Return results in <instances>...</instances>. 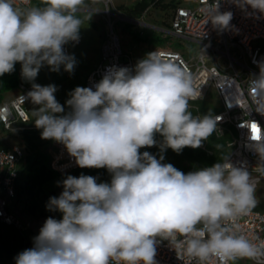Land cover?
Here are the masks:
<instances>
[{
  "label": "clouds",
  "instance_id": "obj_1",
  "mask_svg": "<svg viewBox=\"0 0 264 264\" xmlns=\"http://www.w3.org/2000/svg\"><path fill=\"white\" fill-rule=\"evenodd\" d=\"M242 2L264 12V0ZM86 3L0 0V76L14 71L17 62L29 81L43 65L52 71L63 65L71 73L75 58L63 46L79 40L84 22L79 13ZM212 5L213 24L227 28L232 13L220 14L218 3ZM259 67L249 90L256 111L264 114V63ZM94 87H76L64 115H56L65 109L55 98V85L33 84L21 97L40 106L31 117L43 139L62 143L80 168H106L111 181L68 175L62 193L46 205L62 219L47 218L16 264H156L157 237L189 257V264H264V241L236 230V221L258 204L245 165L234 166L226 155L185 174L163 163V155L139 151L157 146V133L162 153L168 148L180 153L201 147L216 131L220 117L193 116L189 109V101L200 96L192 73L156 50L139 60L134 72L112 66ZM250 139L261 162L255 170L264 175V132Z\"/></svg>",
  "mask_w": 264,
  "mask_h": 264
},
{
  "label": "built area",
  "instance_id": "obj_2",
  "mask_svg": "<svg viewBox=\"0 0 264 264\" xmlns=\"http://www.w3.org/2000/svg\"><path fill=\"white\" fill-rule=\"evenodd\" d=\"M36 1L40 0H29V3L35 6ZM115 1L96 0L93 3L89 0L85 9L95 11V6L101 4L103 9L100 11L108 19L121 17ZM169 3L172 8L169 9L167 32L198 43L199 49L192 55L169 48H160L157 51L173 58L190 71L196 85L200 87V96L189 101V108L194 102L206 97L210 90L215 92L218 108L212 115L220 119L213 135L216 138L228 135L225 146L228 148L229 161L234 166L245 165L257 187L264 180V175L255 170L261 162L252 148L255 142L250 136L264 132V114L256 111L252 103L254 93L249 90V82L259 76V65L264 63V12L253 9L242 0H170ZM214 3L219 5L218 13H232L227 28L213 24L210 7ZM80 41L79 35L78 41L71 42L78 44ZM63 48L68 55L66 44ZM138 61H133L123 52L118 35L111 29L105 34L99 62L87 75L85 87L95 90V84L112 66L128 67L134 72ZM33 84L42 86L37 80H20L15 88L17 94L12 99L0 102V131L17 132L37 128L31 125V113L37 110L33 107L39 105L33 104L30 99L21 98L27 96ZM253 125L256 132L253 131ZM198 149L211 153L208 139L204 140ZM24 156L25 150L20 145L0 147V223L13 227L21 234L25 233L26 226L12 209L17 198L15 184ZM49 167L60 175L79 168L75 158L57 141H54L49 153ZM236 225V230L250 239L264 241V211L252 210L249 215L236 221ZM156 240V264H189L190 258L176 251L168 240L161 237ZM191 264L196 262L191 261ZM234 264L256 262L239 260Z\"/></svg>",
  "mask_w": 264,
  "mask_h": 264
},
{
  "label": "rangeland",
  "instance_id": "obj_3",
  "mask_svg": "<svg viewBox=\"0 0 264 264\" xmlns=\"http://www.w3.org/2000/svg\"><path fill=\"white\" fill-rule=\"evenodd\" d=\"M137 1L142 0H116L114 4L119 8L121 17H111L110 19L100 11L103 9L101 4L95 6L97 8L95 11L85 9V6L79 13L84 19L79 33L83 35L82 37L84 39L89 36L87 30V25L89 24L87 22L91 24V28L97 35H99V37H101V40H104L105 34L112 29L118 35L123 52L135 61L145 58L148 53L154 52L161 47L177 49L186 55H192L197 52L199 49L198 43L170 36V33L167 32L166 29L168 28L169 22V0H144L148 2L147 8L139 15L130 14L129 8ZM89 12H91V15L90 18L87 19ZM137 36H158L163 37L166 40L161 41V43L147 44L136 39ZM84 43L87 44V41L85 40ZM66 46L70 47L71 51L75 50V46L71 44L70 41ZM90 54L93 56L92 52ZM71 56L75 58V66L71 73L65 71L63 65L60 66L59 71H52L50 66L43 65L40 68L37 77L34 79L42 86H56L57 91L54 93L55 98L65 109L64 113L56 115H64L71 111V108L66 104V101L70 99V93L76 87H85V79L81 74L89 69L91 61L93 60L92 56H86L84 58L78 57L77 55ZM53 78L54 82L52 83L51 81ZM39 107L33 108L38 109ZM217 108L218 99L216 98L215 92L210 90L206 97L194 102L189 109L193 116L202 117L208 114L212 115ZM31 125L35 126L34 118L31 119ZM38 130L42 132V129ZM21 134V131H0V147L11 145H20L23 147L24 145L21 140ZM54 141L55 140L43 139L40 137L38 140V150L49 156ZM156 141L157 146L147 147L144 150L155 155L157 158H159L160 155H163V163H170L185 174L201 169L194 163L184 159L179 153L174 152L171 148L166 149L162 153L158 146L162 141L158 138ZM68 175L73 176L72 171L61 175L54 183V197H58L62 193L63 186L61 182ZM255 195L258 199V204L253 210L264 211V180H262L256 187ZM25 201V196L19 195L17 202L13 203L12 209L26 226L24 234L19 233L11 226L0 224V264H14L16 257L24 251L20 246V243L33 241V238L39 234V230L47 218L52 217L57 220L62 219V213L59 211H49L48 209L42 217L31 216L24 210Z\"/></svg>",
  "mask_w": 264,
  "mask_h": 264
},
{
  "label": "trees",
  "instance_id": "obj_4",
  "mask_svg": "<svg viewBox=\"0 0 264 264\" xmlns=\"http://www.w3.org/2000/svg\"><path fill=\"white\" fill-rule=\"evenodd\" d=\"M88 4L89 0H87L86 5ZM38 5H40V1H36L35 6ZM147 6L148 2L144 0L137 1L129 8V13L139 15L147 8ZM171 8V4L168 3V9ZM136 39L147 44L161 43V41L165 40V38L158 36H137ZM20 80H22V76L17 62L14 65V71L0 76V102L3 100L4 94L15 89ZM51 82H54V78ZM21 133L25 156L20 166L15 190L17 198L19 195H23L26 198L24 205L25 212L34 217H42L45 215V211L47 210L46 205L48 204L50 197H54L53 185L61 175L54 172L49 167V156L38 150V140L41 137V132L36 128H32L22 130ZM157 138L161 141L163 140V137L159 133L155 135L156 140ZM226 138H228V135L223 138H216L212 134L208 138V148L211 153H206L198 148L193 149L191 147H185L179 154L184 159L194 163L201 169L211 167L220 162L222 157L228 155V148L225 146ZM145 148L147 147L141 148L139 151L143 153L146 151L144 150ZM72 174L75 177H79L81 174L93 176L97 178V182L110 183L111 181V174L106 168L97 169L79 167L72 170ZM32 242L33 241L20 243V246L26 250ZM15 262L14 264H16Z\"/></svg>",
  "mask_w": 264,
  "mask_h": 264
},
{
  "label": "crops",
  "instance_id": "obj_5",
  "mask_svg": "<svg viewBox=\"0 0 264 264\" xmlns=\"http://www.w3.org/2000/svg\"><path fill=\"white\" fill-rule=\"evenodd\" d=\"M170 1V0H169ZM87 22V21H86ZM89 25H87V30H88V34L89 36L87 38H83L82 34L79 33L80 37H81V41L78 44L72 43L70 41L71 44H73L75 46V50L71 51L70 47H68V55H77L78 57L84 58L86 56H92L90 53H93L92 56V61L90 64L89 69H87L85 72H83V74H81V76L84 77V79H86L87 75L96 67V65L99 62L100 59V52H101V47H102V43L103 40H101V37H99V35H97L94 30L91 28V24L89 22H87ZM170 36H173L172 34H170ZM170 38V37H169ZM87 41V44L84 43V41ZM166 40V39H165ZM100 45V46H99ZM161 48H168V47H161ZM160 49V48H158ZM169 49H173V48H169ZM157 50V49H156ZM177 50V49H175ZM133 60V59H132ZM135 61V60H133ZM137 61V60H136ZM19 64V69L21 71V66H20V62H18ZM21 76H22V72H21ZM22 80L25 82H31L29 80H26L25 78H23L22 76ZM85 82V80H84ZM17 94V90L13 89L9 92H6L3 96V100H9L12 99L15 95ZM1 224V223H0ZM33 247V242L31 244H29L27 249H30Z\"/></svg>",
  "mask_w": 264,
  "mask_h": 264
},
{
  "label": "snow or ice",
  "instance_id": "obj_6",
  "mask_svg": "<svg viewBox=\"0 0 264 264\" xmlns=\"http://www.w3.org/2000/svg\"><path fill=\"white\" fill-rule=\"evenodd\" d=\"M253 131L256 132V127H255V125H253Z\"/></svg>",
  "mask_w": 264,
  "mask_h": 264
}]
</instances>
